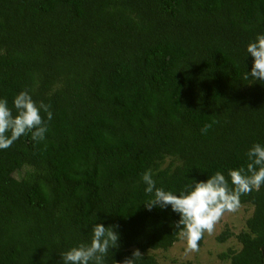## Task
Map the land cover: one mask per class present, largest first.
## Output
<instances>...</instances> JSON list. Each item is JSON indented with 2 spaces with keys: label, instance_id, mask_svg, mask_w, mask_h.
Returning <instances> with one entry per match:
<instances>
[{
  "label": "trees",
  "instance_id": "obj_1",
  "mask_svg": "<svg viewBox=\"0 0 264 264\" xmlns=\"http://www.w3.org/2000/svg\"><path fill=\"white\" fill-rule=\"evenodd\" d=\"M261 34L264 0H0V99L15 115L27 90L53 114L43 141L0 150V264H62L96 223L120 237L106 264L135 249L158 264L147 251L182 226L170 206H144L143 174L176 194L217 171L231 187L264 145V81L244 79ZM241 206L239 249L219 259L264 264V185Z\"/></svg>",
  "mask_w": 264,
  "mask_h": 264
},
{
  "label": "clouds",
  "instance_id": "obj_2",
  "mask_svg": "<svg viewBox=\"0 0 264 264\" xmlns=\"http://www.w3.org/2000/svg\"><path fill=\"white\" fill-rule=\"evenodd\" d=\"M246 51L253 63L244 79L264 81V34L257 35L247 45ZM13 106L15 115L8 107V101L0 99V150L8 149L18 138L28 133H31L32 140L43 141L52 120L51 106L43 102L37 104L27 90L15 96ZM41 113L46 114L47 119ZM246 155L249 161L246 168L228 172L231 187L229 179L217 171L205 182L191 181L176 194L157 188L149 170L143 174L142 180L147 185L145 192L154 193V197L144 206L148 210L170 206L173 212L179 214L176 226H182L179 232L186 239L187 250L196 252L205 232L211 234L226 212H235L240 207L242 195L254 189L259 190L264 185V145L253 144ZM119 239L116 226L105 227L102 223H96L90 243H81L62 253V264H106L109 253L113 255L110 250L120 247ZM142 259V253L135 249L130 257L123 259L122 264H138Z\"/></svg>",
  "mask_w": 264,
  "mask_h": 264
},
{
  "label": "rangeland",
  "instance_id": "obj_3",
  "mask_svg": "<svg viewBox=\"0 0 264 264\" xmlns=\"http://www.w3.org/2000/svg\"><path fill=\"white\" fill-rule=\"evenodd\" d=\"M22 175L23 171L20 170L16 171L13 177L20 179ZM250 213V206H241L235 212H226L211 234L205 232L199 250L196 252L187 250L186 239L180 234L178 241L174 242L168 249L149 250L147 254L152 255L158 264H227L228 261L219 259L218 255L225 251L235 252L239 249L233 234L244 227V221ZM223 232L226 233L225 241L219 243L216 236Z\"/></svg>",
  "mask_w": 264,
  "mask_h": 264
}]
</instances>
